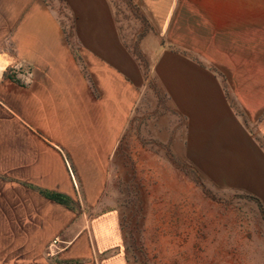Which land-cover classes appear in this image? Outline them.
Returning a JSON list of instances; mask_svg holds the SVG:
<instances>
[{"label": "crops", "instance_id": "obj_1", "mask_svg": "<svg viewBox=\"0 0 264 264\" xmlns=\"http://www.w3.org/2000/svg\"><path fill=\"white\" fill-rule=\"evenodd\" d=\"M136 2L140 11L123 16L114 0H0V28L17 46L0 58L31 66L25 84L0 83V215L25 256L42 230L54 235L47 253L61 264L118 244L113 212L75 214L74 173L99 172L116 140L129 153L134 111L138 171L154 173V188L247 203L264 235V50L179 42L157 1ZM253 21L249 33L264 35V14Z\"/></svg>", "mask_w": 264, "mask_h": 264}, {"label": "rangeland", "instance_id": "obj_2", "mask_svg": "<svg viewBox=\"0 0 264 264\" xmlns=\"http://www.w3.org/2000/svg\"><path fill=\"white\" fill-rule=\"evenodd\" d=\"M155 1L167 13L170 32L179 42L193 41L199 47L198 42L214 38L221 53L264 50V35L259 29L249 33L247 27L255 23L256 16L264 14L261 11L264 0ZM114 4L116 13L123 16L125 11L137 12L141 7L136 0H114ZM140 23L145 27L150 25L144 18ZM9 30L0 28L3 59L17 52V46L9 39ZM178 47L175 44L183 52H196L194 46ZM30 71V65L11 60L0 71V83L12 76L25 84L26 73ZM149 101L151 98L146 94L141 103ZM135 120L136 111L130 124L133 132L128 154L122 150L121 140H116L112 154L101 160L105 165L100 166L99 172L74 173L77 217L85 213L88 219H94L111 211L118 217L120 237L118 244L95 255L92 253L90 258L83 257L76 264H108V259L116 257L121 258V264H264V235L258 234L260 230L255 221H249L247 203L218 201L215 197L214 202L205 201L191 187H173L169 197L168 188L163 194V188L153 187L156 181L152 171H138V159L143 157L135 154L138 143ZM6 216L0 215V264H61L47 253L46 244L54 235L43 234L44 230L33 236L31 253L25 256L20 252L16 244L19 238L11 241L3 235L13 225Z\"/></svg>", "mask_w": 264, "mask_h": 264}, {"label": "built area", "instance_id": "obj_3", "mask_svg": "<svg viewBox=\"0 0 264 264\" xmlns=\"http://www.w3.org/2000/svg\"><path fill=\"white\" fill-rule=\"evenodd\" d=\"M29 76H30V73H26V78H28ZM59 243H60L59 238L52 239L49 243L50 249L52 248V250H53L54 248H56L59 245Z\"/></svg>", "mask_w": 264, "mask_h": 264}, {"label": "trees", "instance_id": "obj_4", "mask_svg": "<svg viewBox=\"0 0 264 264\" xmlns=\"http://www.w3.org/2000/svg\"><path fill=\"white\" fill-rule=\"evenodd\" d=\"M51 198H53L54 200L58 201V202H63L64 200L62 199V197L60 195H50Z\"/></svg>", "mask_w": 264, "mask_h": 264}, {"label": "bare ground", "instance_id": "obj_5", "mask_svg": "<svg viewBox=\"0 0 264 264\" xmlns=\"http://www.w3.org/2000/svg\"><path fill=\"white\" fill-rule=\"evenodd\" d=\"M6 61V60H5ZM6 66V63L0 58V71Z\"/></svg>", "mask_w": 264, "mask_h": 264}]
</instances>
